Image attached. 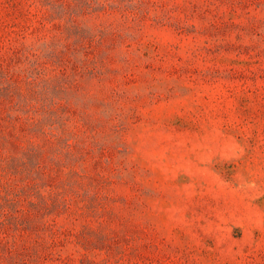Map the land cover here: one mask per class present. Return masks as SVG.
Returning <instances> with one entry per match:
<instances>
[{
	"label": "rangeland",
	"instance_id": "374dc122",
	"mask_svg": "<svg viewBox=\"0 0 264 264\" xmlns=\"http://www.w3.org/2000/svg\"><path fill=\"white\" fill-rule=\"evenodd\" d=\"M0 264H264V0H0Z\"/></svg>",
	"mask_w": 264,
	"mask_h": 264
}]
</instances>
